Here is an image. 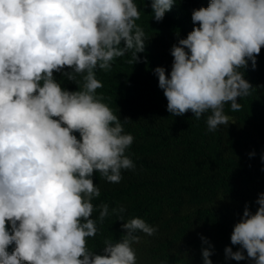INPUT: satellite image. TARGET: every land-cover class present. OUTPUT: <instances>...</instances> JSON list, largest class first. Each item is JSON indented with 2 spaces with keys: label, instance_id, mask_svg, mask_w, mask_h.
Instances as JSON below:
<instances>
[{
  "label": "clouds",
  "instance_id": "obj_1",
  "mask_svg": "<svg viewBox=\"0 0 264 264\" xmlns=\"http://www.w3.org/2000/svg\"><path fill=\"white\" fill-rule=\"evenodd\" d=\"M175 3L151 0L152 19L161 22ZM140 18L134 0H0V264H137V233L158 231L139 217L125 221L123 206L93 203L101 195L94 174L118 184L122 170H135L126 154L134 136L124 131L131 121L97 94L96 71L129 52L128 63L140 62L148 41ZM191 20L192 31L171 47L170 74H154L172 116L210 113L215 132L230 123L225 104L240 111L237 98L253 90L242 69L249 60L254 69L264 47V0H210ZM54 72L78 90L63 88ZM255 203L254 213L245 204L230 237L239 250L226 247V258L264 264V193ZM110 215L124 234L105 239L98 254L86 238ZM201 241L203 264H212V245Z\"/></svg>",
  "mask_w": 264,
  "mask_h": 264
},
{
  "label": "trees",
  "instance_id": "obj_2",
  "mask_svg": "<svg viewBox=\"0 0 264 264\" xmlns=\"http://www.w3.org/2000/svg\"><path fill=\"white\" fill-rule=\"evenodd\" d=\"M171 11L161 22L151 13V0H134L141 18L137 21L148 41L139 53L140 62L130 64L131 52L112 62L110 71L97 70L106 103L121 121L130 123L124 131L134 136L127 151L135 170H122L118 184L108 183L94 174L101 195L93 203L123 206L124 219L139 217L158 228L153 236H141L136 250L137 264H203L201 236L212 245V264H254L252 260L235 261L225 256L231 244L234 225L240 221L245 204L255 212L258 194L264 193V47L256 57V66L248 61L242 69L244 78L253 86L251 94L237 98L242 105L233 112L225 104L230 117L227 126L215 132L207 129L205 113L199 120L189 111L172 116L167 99L158 87L156 67L170 74L173 57L170 50L178 38H186L194 25L193 9L207 7L210 0H175ZM67 70V69H66ZM54 78L69 91L78 86L61 73ZM79 138V133H75ZM254 153V155H250ZM98 216V211L93 217ZM110 215L99 224L94 238H86L87 246L97 252L103 241L117 242L124 231L122 221ZM10 229V225H9ZM15 245H10L9 253ZM245 252V256H246Z\"/></svg>",
  "mask_w": 264,
  "mask_h": 264
}]
</instances>
